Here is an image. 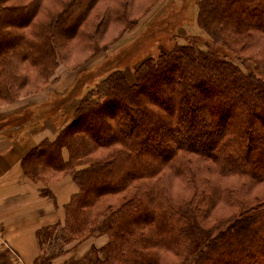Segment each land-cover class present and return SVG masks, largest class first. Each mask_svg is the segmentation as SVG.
Wrapping results in <instances>:
<instances>
[{
	"label": "trees",
	"instance_id": "obj_1",
	"mask_svg": "<svg viewBox=\"0 0 264 264\" xmlns=\"http://www.w3.org/2000/svg\"><path fill=\"white\" fill-rule=\"evenodd\" d=\"M6 1L0 30L24 13L23 23L17 17L10 26L27 34L4 29L0 65L24 60L46 76L67 36L61 26L76 20L73 37H84L81 23L97 0H75L53 27L37 22L39 0ZM133 1L110 2L107 22L129 28L121 22ZM197 1L211 48L176 44L133 67L131 79L113 70L67 122L59 105L57 137L22 158L31 180L64 172L79 188L62 230L38 231L36 264H52L66 242L93 235L107 242L79 264H264V0ZM94 37L93 55L102 47ZM14 71L7 79H17ZM37 114L39 125L50 118L47 110ZM29 115L22 125L33 128ZM41 192L54 198L46 185Z\"/></svg>",
	"mask_w": 264,
	"mask_h": 264
},
{
	"label": "rangeland",
	"instance_id": "obj_2",
	"mask_svg": "<svg viewBox=\"0 0 264 264\" xmlns=\"http://www.w3.org/2000/svg\"><path fill=\"white\" fill-rule=\"evenodd\" d=\"M16 1L7 0L6 3L12 5L18 3ZM39 1L40 9L43 11L41 13L39 9L35 18L37 22L46 23L51 27L54 26V23L58 24L62 18H67L76 2L75 0ZM116 1L97 0L95 5L93 4L94 7L89 9L85 20L80 22L81 30L84 33L82 38L73 37L76 20H70L66 26H61V30L67 36L64 43L61 42L56 63L53 62L49 68L45 65L48 68L46 76L40 72L41 65L34 68L24 60L11 59L6 68L7 72L0 65V118H7L4 121L7 125L4 127L5 129L9 126L8 124L12 125L9 130L11 136L19 131L29 129L26 125H22L25 123V120H21V116L24 114H35L29 124H36L31 126L33 128H40L43 124L36 123L39 121L37 114L39 111L47 110L50 118H46L47 120L44 121L51 122L60 121L62 118V116H55L59 105L63 106L62 114L64 116L71 115L74 112L72 109L74 102L82 98L99 80L117 68L124 69L130 77L133 67L150 57L156 58L162 50L173 48L176 44L197 42L203 49H209L210 44L206 42L208 36L197 24L199 13L197 0H154L151 4H148L149 0H134L127 12L128 21L121 22L129 23V28L125 29L123 26L119 27L116 22H107V16H105L108 10L106 9L107 5L110 2L114 4ZM26 16L21 13V23L24 22ZM17 17L18 13L12 14V18L7 21L6 25L2 24L0 34L4 29H11L14 32L22 31L27 34L25 28L10 26L13 21L18 20L19 17ZM135 18L134 23L132 19L135 20ZM94 33H97L102 47L99 48L97 54L93 55ZM3 46L4 44L1 42L0 49ZM228 52L227 56L232 58L233 53L229 50ZM12 69L17 73L16 80L7 79V76H13L8 72ZM23 76L25 77L21 81ZM8 80H10L11 86ZM12 89L15 97H13ZM55 118L57 119L55 120ZM25 119H27L26 116ZM45 173L46 178L44 177L43 184L70 176L64 172ZM71 178L75 181L73 177ZM90 238L96 245L107 242L106 235H93ZM88 248L89 246L84 248L81 246L78 252Z\"/></svg>",
	"mask_w": 264,
	"mask_h": 264
},
{
	"label": "crops",
	"instance_id": "obj_3",
	"mask_svg": "<svg viewBox=\"0 0 264 264\" xmlns=\"http://www.w3.org/2000/svg\"><path fill=\"white\" fill-rule=\"evenodd\" d=\"M72 114L66 115L65 122ZM6 119L0 118V264H36L41 254L38 231L54 224H59L62 230L65 207L79 188L70 176L43 184L23 172L22 158L42 140L57 137L60 127L56 123L44 121L40 128H29L11 136L12 125L4 128ZM45 185L53 192V199L42 194ZM100 245L92 243L91 238L68 241L63 245L64 253L52 264H79L90 247ZM81 246L89 248L78 252Z\"/></svg>",
	"mask_w": 264,
	"mask_h": 264
}]
</instances>
